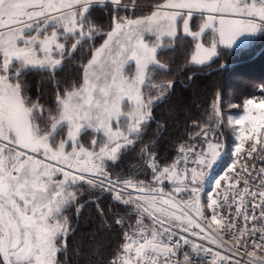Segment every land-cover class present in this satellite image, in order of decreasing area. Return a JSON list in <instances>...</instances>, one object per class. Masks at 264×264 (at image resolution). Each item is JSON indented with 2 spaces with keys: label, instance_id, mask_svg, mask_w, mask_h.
I'll return each instance as SVG.
<instances>
[{
  "label": "snow or ice",
  "instance_id": "1",
  "mask_svg": "<svg viewBox=\"0 0 264 264\" xmlns=\"http://www.w3.org/2000/svg\"><path fill=\"white\" fill-rule=\"evenodd\" d=\"M99 5L110 9L107 30L92 17ZM257 35L264 0H0V264H64L58 253L75 231L64 213L79 214L83 185L126 207L113 213L120 240L107 264H264V167L249 163L264 165V86L239 119L225 118L215 93L208 122H193L192 143L171 163L145 144L147 180L107 170L142 143L174 85L158 80L170 71L162 52L190 38L187 63L206 65L221 45L248 46ZM69 61L78 74L54 82L50 104L39 86L29 95L28 73L54 81ZM226 127L235 158L205 194Z\"/></svg>",
  "mask_w": 264,
  "mask_h": 264
},
{
  "label": "trees",
  "instance_id": "2",
  "mask_svg": "<svg viewBox=\"0 0 264 264\" xmlns=\"http://www.w3.org/2000/svg\"><path fill=\"white\" fill-rule=\"evenodd\" d=\"M137 2L147 4L154 0ZM92 17L102 30H107L110 9L106 5L96 6ZM96 42H100L99 38ZM190 45L191 40L187 38L178 42L175 50H165L160 54L159 58L169 65L170 71L157 73L158 80H173L174 85L166 97L154 106L153 120L145 129L142 143L124 152L115 163L109 162L107 170L113 178L148 179L150 169L145 166L140 151L145 144L150 146L149 151L156 154L161 165L171 163L181 143H192L189 137L198 131L192 127L193 122H208L215 93L221 95L224 114L238 110L230 108V103L241 106L246 99L260 97L259 87L264 86V49L257 57L253 56L264 46V36L258 35L248 46L231 49L221 47L219 55L206 65L187 63L193 51ZM223 62L237 64L214 69ZM73 65V61L67 62L62 70L56 72L54 81L49 79V73L46 72L28 73L25 79L29 95L34 99L39 86L40 92L44 94L41 102L50 104L54 82L76 78L78 69ZM192 74L195 75L191 78ZM235 76L238 77L236 81L232 79ZM229 136L227 128L221 130L223 148L231 147ZM112 196L107 191L100 192L87 185L82 186L77 194V204L83 205L80 213L76 214L75 206L70 207L71 225L75 231L68 237L67 250L59 253L58 257L64 264H107L111 259L120 240V232L113 224V213L123 215L126 212V207L119 205ZM98 208L103 210V217Z\"/></svg>",
  "mask_w": 264,
  "mask_h": 264
},
{
  "label": "built area",
  "instance_id": "3",
  "mask_svg": "<svg viewBox=\"0 0 264 264\" xmlns=\"http://www.w3.org/2000/svg\"><path fill=\"white\" fill-rule=\"evenodd\" d=\"M261 155H264V154H261ZM234 158H235V154L232 152V150L230 148L226 147L223 150V152L221 154V158L218 161L217 165L214 166L209 177L205 180V184H204V193L205 194L214 191V188H215L214 180L219 179L229 170ZM249 163H250V165L254 164L257 168L264 167V165H262L260 163L258 158L252 159L251 161H249ZM257 226H259V225H257ZM225 239H229V237L227 235H225Z\"/></svg>",
  "mask_w": 264,
  "mask_h": 264
},
{
  "label": "rangeland",
  "instance_id": "4",
  "mask_svg": "<svg viewBox=\"0 0 264 264\" xmlns=\"http://www.w3.org/2000/svg\"><path fill=\"white\" fill-rule=\"evenodd\" d=\"M148 4H150V3H147V4H140V5H148ZM138 14H144V13H141V11L140 10H138V12H137ZM258 36V35H257ZM257 36H255V37H257ZM255 37H253V38H251L250 39V43L255 39ZM249 43V44H250ZM221 47H224L223 45H221L220 47H219V53H220V48ZM233 48H236V46H234ZM238 78V77H237ZM236 78V76L234 77V78H232L233 80H235V79H237ZM236 81V80H235ZM158 82V81H157ZM229 107L230 108H232L233 110L234 109H238L235 113H232V114H230V113H226L225 115V118L227 119L228 117H231V118H233V119H239V118H241V117H243V115L245 114V110H244V108H243V105H241V106H239L238 104H235V103H230L229 104ZM227 128V131H228V133H229V140H230V142H231V147H230V149L232 150V152L234 153V151H233V149H234V147H235V134H234V132H233V130L231 129V128H228V127H226ZM226 148V147H225ZM223 150H224V148H223ZM223 150H222V152H223ZM235 154V153H234ZM165 188H166V190L168 189V183L167 182H165ZM135 195V194H134ZM202 198H203V196H202ZM203 200V199H202ZM81 210V209H80ZM71 210H70V207L68 208V209H66L65 210V215L66 216H68V218H69V222H70V224L72 223V216H71ZM79 213H80V211H79ZM58 257H59V253H58Z\"/></svg>",
  "mask_w": 264,
  "mask_h": 264
},
{
  "label": "water",
  "instance_id": "5",
  "mask_svg": "<svg viewBox=\"0 0 264 264\" xmlns=\"http://www.w3.org/2000/svg\"><path fill=\"white\" fill-rule=\"evenodd\" d=\"M263 49H264V46L260 49V50H258V52L253 56V57H257L258 56V54H260L262 51H263ZM235 64H237V62H223V63H221L220 65H218L217 67H215L214 69H221V68H227V67H229V66H231V65H235ZM195 74H192L191 75V78L194 76ZM91 200V199H90ZM85 202H83V204H84Z\"/></svg>",
  "mask_w": 264,
  "mask_h": 264
}]
</instances>
